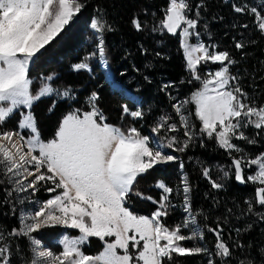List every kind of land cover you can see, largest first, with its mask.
<instances>
[{"label":"snow or ice","instance_id":"snow-or-ice-1","mask_svg":"<svg viewBox=\"0 0 264 264\" xmlns=\"http://www.w3.org/2000/svg\"><path fill=\"white\" fill-rule=\"evenodd\" d=\"M83 7L80 0H0V124L23 106L29 111L21 112L18 127L30 132L26 138L20 132L6 131L0 134V164L5 168V175L11 174L9 181L13 185L12 191H35L39 182H51L53 185L47 188L49 193H53L52 197L44 201L34 214L22 212L20 227L7 234L8 237H27L33 245L32 258L22 260L21 264H172L175 257L193 255L207 256V264H228L231 248L223 240L219 225L207 229L216 237L213 251L201 246H183L184 241L204 238L196 216L191 214V187L186 176L181 178V184L183 210L188 215L181 225L171 229L161 222V218L168 214L171 207L169 195L173 192L172 187L157 181L156 187L162 190L158 201L139 191L133 193L140 175L146 174L154 166L175 161L177 157L165 154L160 148H151L149 136L142 135L135 127L124 131L108 123L96 105L99 99L97 92L93 91L88 97L90 110L81 113L80 109H75L68 112L59 120L52 138L46 142L41 138L30 110L33 104L44 97L68 98L71 91L54 87L50 81L55 79V74H50L41 77L40 87L33 94L30 90L33 81L29 78V63L42 54ZM194 7L198 18L201 10L205 9L204 0ZM232 9L238 14L252 16L257 31L264 37V13L247 5L233 4ZM101 11L97 9V14L90 22L93 51L73 64L72 69L91 71L89 61L97 60L107 78L110 66L106 35L112 31V27L100 15ZM192 11V0H167L159 21V30L179 35L186 67L192 78L201 84L189 100L174 104L173 107L180 116V123L186 129L184 135L189 141L192 134L187 130L188 118L182 114L184 103H194L202 133H207L219 147L230 153L233 150L239 152L232 139L255 143L241 129L251 125L264 131V105L245 103L246 93L238 85L229 88L233 81L238 80L237 76L230 73V66L235 61L229 52L219 51L215 45L211 46L210 51L209 46L202 42H187L189 36L200 35L196 31L198 19L189 15ZM132 24L137 31L142 30L138 18H134ZM242 27L247 28L248 25ZM153 30L157 29L154 27ZM245 46L242 40L235 43L236 49L242 50ZM209 61L220 62V66L202 79L198 65ZM169 86L164 85V88ZM55 104L56 100H53L49 112L54 110ZM122 113L134 118L143 116L142 111H130L127 105L122 106ZM161 120L163 123L156 124L152 132H159L165 126L170 131L175 130L176 124H169L168 117H162ZM14 137L19 138V144ZM175 143L176 139L172 137L167 147L171 149ZM188 146V141H185L176 150L183 152ZM232 164L237 181H258L261 185L255 188L254 202L248 203V213H254L255 205L264 207V153L249 160L244 157L233 158ZM245 164L257 166L256 173L247 176L246 180L243 176ZM183 167L181 163L180 168ZM21 169L27 176L13 180V177L22 175ZM203 175L210 179L207 168L203 169ZM27 177H32L31 181ZM210 182L215 189L223 187L215 180ZM57 189L60 190L58 194ZM131 194L152 201L158 207L151 216L134 214L126 206ZM255 214L264 221V212ZM56 225L78 229L81 235L72 238L65 236L60 242L62 251L59 253L41 249V241L33 233ZM190 225L193 226L191 234H181V229ZM89 237H96L103 242V250L96 255H86L81 250L80 245ZM261 254L264 255V249H261ZM14 255L18 256L19 251L14 253L4 234L0 233V264H12ZM248 264H252V261Z\"/></svg>","mask_w":264,"mask_h":264},{"label":"trees","instance_id":"trees-1","mask_svg":"<svg viewBox=\"0 0 264 264\" xmlns=\"http://www.w3.org/2000/svg\"><path fill=\"white\" fill-rule=\"evenodd\" d=\"M84 5L81 11L65 27L62 33L49 45L42 54L29 64V78L33 81L30 90L33 94L40 87L41 77L55 74L50 83L61 91L69 89L71 96L57 98L44 97L35 102L30 109L34 114L43 140L52 138L62 116L75 109L81 112L90 110L88 97L95 91L99 99L97 107L104 113L107 122L126 131L135 127L142 135L153 133L166 143L175 137L176 143L168 155H174L177 160L154 166L146 174L140 175L135 183L133 193L142 192L159 200L162 190L156 187L157 181H163L173 188L169 195L171 207L168 214L161 218V222L168 228L181 225L187 213L183 210V185L181 178L187 177L191 187L189 193L192 215L196 216L197 224L203 232L204 238L184 241L183 246L206 247L214 250L216 237L208 228L220 226L223 240L231 248L228 264H264V221L255 212H264V207L254 206V213H248V203L254 202L255 188L261 186L259 182L247 181L238 184L235 180L233 158L244 157L245 160L255 158L264 153V131L249 125L241 130L249 139H232L238 146L239 152L231 153L219 147L214 138L201 132L202 124L195 115L194 103H184L182 114L188 118V131L192 139L184 135L185 128L180 123L174 103L180 104L189 100L191 94L200 88V82L190 75L180 47L178 35H169L166 30H159V21L163 17V9L167 0H80ZM201 0H192L195 16V4ZM205 9L201 10L197 18L199 23L196 31L199 37L190 36V42L201 41L209 46L215 45L219 51H227L235 61L230 66V73L238 77L229 88L237 85L246 93L244 102L256 106L264 105V37L257 31L254 18L247 13L238 14L232 5L256 7L264 13V0H204ZM102 9L104 16L111 25L112 31L106 35L107 60L109 63L110 80L105 78V70L101 69L97 60H90L91 71H73L72 65L83 60L93 51V32L89 27L91 19ZM216 17L217 19H213ZM138 18L142 30L137 31L132 20ZM248 25L247 28L242 27ZM235 25V27H233ZM154 27L157 30H153ZM242 40L245 48L236 49L235 43ZM160 53L159 56L156 54ZM214 69L217 64L204 63L198 68L202 79L205 78V68ZM164 85H170L166 89ZM125 90L122 93L121 91ZM129 92V93H128ZM53 100H56L54 110L49 112ZM127 105L130 111H142L143 116L134 118L122 113V106ZM162 117H168L169 124H176L175 130L162 127L159 132H152V128L163 123ZM188 147L177 151L184 142ZM158 143V142H157ZM183 163V169L180 164ZM209 170V177L203 175V169ZM257 170L256 165H244L245 180L249 174ZM225 172L228 173L225 176ZM211 180L222 184L215 189ZM9 175H5V168L0 164V233H3L10 243L14 253L12 264H21L22 260L32 258V245L27 237L7 234L14 228L20 227L19 220V192L12 191ZM9 192L11 194L9 195ZM39 196L46 200L47 195L41 194L40 188L30 197ZM127 206L138 215L151 216L158 207L152 201L141 199L134 194L128 198ZM249 225L252 227L249 228ZM206 226V227H205ZM193 226L182 228L181 234L190 235ZM59 231L60 228H54ZM239 230V231H237ZM103 248V243L97 238H90L88 246H84L86 254L94 255ZM207 256L193 255L175 257L172 264H207Z\"/></svg>","mask_w":264,"mask_h":264},{"label":"rangeland","instance_id":"rangeland-1","mask_svg":"<svg viewBox=\"0 0 264 264\" xmlns=\"http://www.w3.org/2000/svg\"><path fill=\"white\" fill-rule=\"evenodd\" d=\"M256 8H257V6H256ZM89 27H90V24H89ZM179 39H180V37H179ZM187 42L189 44H195V43L201 42V41H196V42L192 43V42H190V36H189L187 38ZM183 55H184V52H183ZM215 64H217V66L213 70L210 69L209 66H207L205 68V71H204V74L206 76L205 78L208 77L209 73H214L216 70H218V68L220 66V62H215ZM201 66H202V63L200 65H198V68H200ZM200 87H201V85H200ZM197 90H195V91H197ZM174 104H176V103H174ZM5 106H7V105H5ZM27 111H29V109H26L23 106H21L19 109L15 110L14 114H12L3 124H0V134H2L3 132H6V131L7 132H20L21 135H23L26 138L30 134L29 130L20 129L18 127V125H19V120L21 119V112L27 113ZM253 119H255V118L253 117ZM147 136H149V138H150L149 146L151 148H153V149L160 148L163 152H170L169 148L167 147L168 142L166 143L165 141H162V139L156 137L153 133H149ZM16 138L19 140L18 137H16ZM44 141L46 142L47 140H44ZM182 141L185 142V139ZM26 150L27 149L25 148V151ZM36 154H38V153H36ZM26 167L31 168L32 166L26 165ZM256 171L252 174H249V175H254L256 173ZM21 172H22V175L20 177H13V180L17 179V178L23 179L25 176H27V173L23 172V169H21ZM9 175H11V174H9ZM27 179L29 181H31L32 177H27ZM49 187H53L51 182H39L37 185V189L40 188L41 194L47 195L46 200L50 199L53 195V193H49L47 191V188H49ZM59 191L60 190L57 189L56 194H58ZM33 193H34V191H32L31 189H29L26 192H19V195H20V197H19V201H20L19 220L21 219L22 212L25 214H34L35 211L39 210V207L43 204V202L46 201L39 196L30 197V195ZM134 214H136V213H134ZM54 228H60V230L55 231ZM79 235H81V234H80L78 229H71V228H67V227L59 226V225L45 227V228L39 230L38 232L33 233V236L36 239H39L41 241V249H48L54 253H59L62 251V244L60 242L65 236L72 238V237H77ZM90 238H96V237H89L87 241H85L83 244H81L80 247H81L82 251H83L84 246L85 247L88 246ZM109 239H112V238H109ZM32 247H33V245H32ZM102 250H103V248L99 249V252ZM99 252L95 253L94 255L98 254ZM86 255H89V254H86Z\"/></svg>","mask_w":264,"mask_h":264},{"label":"bare ground","instance_id":"bare-ground-1","mask_svg":"<svg viewBox=\"0 0 264 264\" xmlns=\"http://www.w3.org/2000/svg\"><path fill=\"white\" fill-rule=\"evenodd\" d=\"M103 69V68H102ZM104 70V69H103ZM107 78L110 80V73H109V70H108V72H107ZM121 91V90H120ZM122 93H126L127 94V92L125 91V90H123V91H121ZM129 93V92H128ZM128 96L130 95V93L129 94H127ZM14 140H15V142L17 143V144H19L20 143V141L16 138V137H14ZM157 142V141H156Z\"/></svg>","mask_w":264,"mask_h":264},{"label":"water","instance_id":"water-1","mask_svg":"<svg viewBox=\"0 0 264 264\" xmlns=\"http://www.w3.org/2000/svg\"><path fill=\"white\" fill-rule=\"evenodd\" d=\"M169 35H174V34H170V33H168ZM177 35V34H176ZM236 180V179H235ZM236 182L238 183V184H243V183H241V182H239V181H237L236 180Z\"/></svg>","mask_w":264,"mask_h":264}]
</instances>
